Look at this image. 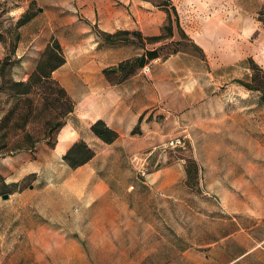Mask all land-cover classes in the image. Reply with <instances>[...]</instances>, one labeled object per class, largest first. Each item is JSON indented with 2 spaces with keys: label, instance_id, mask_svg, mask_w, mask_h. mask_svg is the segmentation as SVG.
Returning <instances> with one entry per match:
<instances>
[{
  "label": "crops",
  "instance_id": "obj_1",
  "mask_svg": "<svg viewBox=\"0 0 264 264\" xmlns=\"http://www.w3.org/2000/svg\"><path fill=\"white\" fill-rule=\"evenodd\" d=\"M168 20L167 10L152 0H71V17L58 24L63 34L71 31L75 43L52 75L73 104L52 148L62 162L83 141L95 153L92 161L106 156L116 165L143 164V153L171 138V114L164 105L170 91L167 75L188 70L187 64L164 60L155 77L103 73L113 63L109 57L127 50L126 60L137 48L129 40L105 44V35L139 33L146 52L151 47L147 39L163 35ZM180 93L186 107L177 128L188 123V91ZM97 121L118 134L113 143L93 133ZM195 124L200 130L193 146L195 188L188 184L186 161L179 160L145 176L116 175L115 188L101 190L98 219L83 212V221L73 228L71 212L18 207L17 217L3 222L0 264H264V158H253L246 142L239 144L243 152L230 153L235 144L217 140L222 135L210 128L206 116ZM39 146L42 155L47 145ZM21 210L27 211L24 216ZM78 228L98 231V241L77 237L71 229ZM93 243L101 247L98 258L84 250Z\"/></svg>",
  "mask_w": 264,
  "mask_h": 264
},
{
  "label": "rangeland",
  "instance_id": "obj_2",
  "mask_svg": "<svg viewBox=\"0 0 264 264\" xmlns=\"http://www.w3.org/2000/svg\"><path fill=\"white\" fill-rule=\"evenodd\" d=\"M152 1L157 5L170 4L163 8L171 17L173 36L177 30L176 38L147 40L153 48L145 51L158 50L160 57L149 61V71H145L146 67L138 66L139 58L146 54L142 52L143 39L132 34L121 36L135 43V53L124 60L129 51H118L120 56L115 53L109 57L108 61L113 63L103 73L114 78L137 72L155 77L159 72L157 66L164 60L173 58L178 65L187 64L188 70L167 75L170 91L164 105L171 114V138L143 153L141 159L145 158L147 164L134 160L135 165H116L114 159L102 156L73 170L52 151L59 125L64 123L70 106L59 93L60 85L51 81L34 84L27 94H18L14 88L15 83L29 80L52 38L62 44L64 53L75 43L71 31L63 34L58 24L71 17V0H0V68L8 59L4 75L0 72V244L3 222L17 217L18 207L31 208L28 212L39 206L71 212L73 228L83 221L79 218L83 212L98 219L101 190L114 186L119 180L116 175L145 176L179 160L186 161L188 171L194 162L193 146L200 131L195 124L197 117H208L210 128L222 135L217 140L235 144L230 153L243 152L239 144L246 142L251 144L253 158H264V95L262 90H249L241 84L264 88V0ZM21 20L26 22L17 30L16 41L15 32ZM103 43L108 41L104 39ZM113 68L117 70L110 71ZM185 89L188 109L184 113H188V123L177 128L179 114L186 107L180 93ZM178 139L179 145L169 146L170 141ZM43 144L47 148L41 155L40 148H36ZM37 157L42 161L33 162ZM33 170L37 174H28ZM192 176L189 175L188 184L195 188ZM6 194L9 198L4 200ZM21 212L24 216L27 211ZM71 232L77 237L86 235L92 242L99 238L98 231L93 229ZM100 249L94 243L84 246L96 258Z\"/></svg>",
  "mask_w": 264,
  "mask_h": 264
},
{
  "label": "trees",
  "instance_id": "obj_3",
  "mask_svg": "<svg viewBox=\"0 0 264 264\" xmlns=\"http://www.w3.org/2000/svg\"><path fill=\"white\" fill-rule=\"evenodd\" d=\"M159 6L169 7L170 4L167 2H162L159 4ZM174 14L176 15L175 8L172 7ZM177 16V15H176ZM26 20L19 21L16 32H15V40H19V34L17 33V30L24 25ZM179 27V25H178ZM130 34L137 36L141 38V35L139 33H129V32H118L114 35H105V39L110 43H116L119 41H126L128 38L122 39L121 36L128 37ZM173 36V26H172V20L169 15V23L164 27V34L158 37H152L148 38V42H160L162 40L168 39ZM159 52L158 50L148 51L145 55L141 56L138 60V66L140 68L144 67L149 61L159 58ZM8 63V59L5 60V63L0 68L1 75H4L6 71V64ZM66 63V57L64 50L60 44V42L56 38H52L51 41L46 46L44 52L42 53L35 70L31 74L29 80L27 82H18L14 84V88L16 89V92L18 94H27L31 86L34 84H39L42 82H52L56 85H59L55 80H53V73L62 67ZM243 84L246 88L249 90H262L264 95V88L259 89L253 85H246ZM24 89V90H22ZM60 95L69 103V109L68 113H70L73 109V104L71 103L70 98L68 97L67 93L63 88L60 87L59 89ZM67 113V115H68ZM63 124H60L59 126L62 127ZM93 133L100 138L103 142L107 144L113 143L117 138L118 134L111 130L109 127L106 126V124L103 121H97L92 126ZM95 156V153L91 148L83 141L78 142L74 144L64 155L63 160L64 162L72 169H77L84 164L88 163L90 160L93 159ZM198 168L196 164L193 162L190 167H188V172L191 177L192 175L195 176L197 173Z\"/></svg>",
  "mask_w": 264,
  "mask_h": 264
},
{
  "label": "built area",
  "instance_id": "obj_4",
  "mask_svg": "<svg viewBox=\"0 0 264 264\" xmlns=\"http://www.w3.org/2000/svg\"><path fill=\"white\" fill-rule=\"evenodd\" d=\"M145 71H149V67H146L145 68ZM181 143V141L178 139V140H172L169 142V146L173 147V146H177Z\"/></svg>",
  "mask_w": 264,
  "mask_h": 264
},
{
  "label": "water",
  "instance_id": "obj_5",
  "mask_svg": "<svg viewBox=\"0 0 264 264\" xmlns=\"http://www.w3.org/2000/svg\"><path fill=\"white\" fill-rule=\"evenodd\" d=\"M115 70H117V68H113V69H111L110 71H115ZM4 200H6V199H8L9 198V195H4L3 197H2Z\"/></svg>",
  "mask_w": 264,
  "mask_h": 264
}]
</instances>
